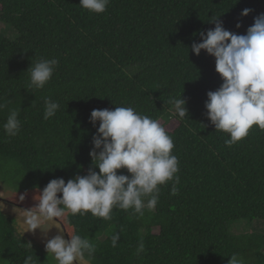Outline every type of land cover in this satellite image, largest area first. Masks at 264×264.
<instances>
[{
	"label": "trees",
	"instance_id": "obj_1",
	"mask_svg": "<svg viewBox=\"0 0 264 264\" xmlns=\"http://www.w3.org/2000/svg\"><path fill=\"white\" fill-rule=\"evenodd\" d=\"M245 8L251 11L241 16ZM262 13L264 0H110L101 14L79 0H0V102H9L0 111V191L40 192L52 179L98 172L89 156L99 127L89 122L91 111L133 107L164 128L176 122L167 132L179 160L178 192L171 195L172 181L161 185L155 209L145 207L143 216L118 208L111 220L69 216L64 227L96 245L91 264H228L232 254L264 264V233L232 232L264 224V130L253 126L225 145L229 135L215 130L204 107L206 93L223 81L214 57L191 51L216 16L243 35ZM40 58L59 63L43 89L28 87L27 69ZM180 94L186 118L169 103ZM45 97L60 105L47 120ZM13 108L21 128L8 136L3 125ZM18 225L0 209V264H24L28 256L32 264H56ZM141 238L145 250L137 255Z\"/></svg>",
	"mask_w": 264,
	"mask_h": 264
},
{
	"label": "clouds",
	"instance_id": "obj_2",
	"mask_svg": "<svg viewBox=\"0 0 264 264\" xmlns=\"http://www.w3.org/2000/svg\"><path fill=\"white\" fill-rule=\"evenodd\" d=\"M109 3L110 0H79L83 9L95 14L104 13ZM250 11L245 8L240 15L247 16ZM212 21L215 27L206 33L200 32L201 42H194L191 51L199 55L204 50L215 59V71L223 82L217 90L206 93L204 107L215 130L229 135L225 145L231 147L246 138L253 126L264 130V13L254 18L253 25L243 35L225 30L217 16ZM240 26L237 23L236 27ZM58 63L55 58H40L31 64L27 69L28 87L43 89ZM8 103L0 102V111ZM169 103L180 118H186V100L181 94L179 98H170ZM44 105L45 120L53 117L60 108L59 103L49 97L44 98ZM18 117V109H9L3 125L8 136H15L20 131ZM97 121L99 127L93 136L89 156L99 171L90 168L87 175H77L67 182L63 178L50 180L33 197L36 205L24 210L26 231L41 229V225L49 221L59 225L58 234L45 244L47 254H52L58 264H91L95 258L96 245L89 238L81 237L75 230L69 232L63 227L61 230V224L69 223V216L90 213L111 220L116 208L132 209L134 214L143 216L145 207L155 209L161 185L172 181L171 195L178 192L180 168L178 157L173 154L175 145L157 119L142 115L133 107L118 106L114 110H92L89 122L95 126ZM120 169H126L128 175L118 174ZM25 195L21 194L19 199L23 201ZM64 231L69 237L67 240ZM119 239L120 233L111 236L112 247L117 246ZM144 250L141 238L136 254ZM24 264H32V256L26 257ZM228 264L245 262L238 254H232Z\"/></svg>",
	"mask_w": 264,
	"mask_h": 264
},
{
	"label": "rangeland",
	"instance_id": "obj_3",
	"mask_svg": "<svg viewBox=\"0 0 264 264\" xmlns=\"http://www.w3.org/2000/svg\"><path fill=\"white\" fill-rule=\"evenodd\" d=\"M4 27L0 25V31H3ZM10 37H12L11 33H7ZM177 126L175 121H170L166 126L165 130L166 131H173V129ZM40 192L34 191L30 193H24L25 199L21 201L19 199L21 194L18 193H10V192H2L0 191V209L3 210L5 213H8L12 215L14 218L17 219L18 222V233L22 236H25L28 238L34 245L45 249V244L46 242L53 238L55 235L58 234V229L59 225L53 224L51 221L45 222L41 225V229H36L34 231H26L28 229V226L26 224V216L24 213V210L30 209L34 207L37 203L36 200L33 199L35 195H38ZM1 200H5L1 203ZM146 203V202H145ZM56 219V218H54ZM59 223V221L57 220ZM62 225V224H61ZM64 227V226H63ZM245 227V226H244ZM242 225H238L233 228L232 232L234 234H238L240 232H249V233H264V224L259 221H254L250 227L244 228ZM65 228V227H64ZM62 230V226H61ZM65 230L68 231L67 228ZM25 231V232H24ZM157 229H154V233H157ZM24 232V233H23ZM23 233V234H22ZM66 234L67 232L64 231L63 235L64 238L66 239ZM56 261V260H55ZM56 264L58 262L56 261Z\"/></svg>",
	"mask_w": 264,
	"mask_h": 264
}]
</instances>
